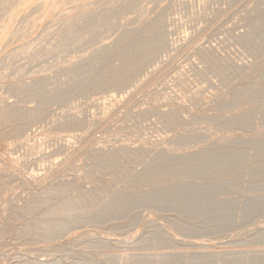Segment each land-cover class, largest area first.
<instances>
[{
    "label": "rangeland",
    "instance_id": "1",
    "mask_svg": "<svg viewBox=\"0 0 264 264\" xmlns=\"http://www.w3.org/2000/svg\"><path fill=\"white\" fill-rule=\"evenodd\" d=\"M91 1L70 0L69 3L70 6H78L89 5ZM166 1H161L162 4L163 2L166 3V7L163 4L164 7L157 6L158 9L157 7L154 8H156V12H160L159 9L164 8V10H161L163 12V26L165 24L166 35L172 38L169 37L168 39L166 36V46L160 49L155 55L154 61L146 66L147 68L143 72L145 74L142 73L143 75L136 77L130 83L131 85L129 84L127 87L101 89L92 85L82 97L81 95H75L70 97L67 100L68 102L55 103V105L48 108L47 112L49 113L45 118L38 120L22 132V139L26 141L30 136V139L33 140L30 142V146L15 144L18 139L9 136L7 131L4 132L2 137L0 136V153L2 154H0V222L2 223H0V227L3 230L5 229L0 231V264H33L35 261H43L46 264L53 262L62 264H131L134 257L153 262L152 264H264V177L262 179V177L260 178L261 175H258L259 169L264 173V152L260 151L259 153L255 145V143L264 141V0H177L176 3V0ZM176 10L180 11L176 12ZM151 12L157 15L156 12ZM40 14L41 12L36 13L34 16ZM176 15L177 17H175ZM117 16L114 17V20L108 22L109 26H114L104 30L105 34L101 33L103 36L105 35L104 37H107L105 45L108 43L118 47L127 45L130 42V38L123 35L129 24L127 22L119 25L122 18L118 21L119 14ZM139 19L138 12L130 25L133 26ZM172 20H175V22L173 21L175 25ZM166 24L168 25L166 26ZM230 32L232 34L238 33L235 34L237 37ZM102 35L99 36L102 38L101 40L104 39ZM77 36H82L81 39L84 38L82 34H77ZM231 36L234 38L233 40ZM96 39L95 42L92 40L88 42L89 45L94 46L92 49L88 44L84 45L85 40H80L79 44L72 47V49L42 53L38 55L36 60L42 58L43 65L40 64L41 62H30L28 64L30 66H27L28 69L24 66V70L29 74L32 71L34 74L36 70L49 69V77L55 78H53L54 80L51 78L52 81L58 79L62 81L67 78L65 76L67 72H61L60 65H63V67L66 65V69L71 68L72 66L67 64L68 58L70 60L86 52L88 55L89 52H92L91 57L96 55L93 52L95 51L94 48L100 46L98 43L100 39L98 41ZM170 42L173 43L172 46ZM90 43L99 45L95 46ZM222 48L223 50H221ZM224 49L226 50L224 51ZM209 59L211 62L208 61ZM23 62L25 63V61ZM22 63H19L21 66L15 62L14 65L12 64L4 69L0 67V73L4 74L5 71L6 76L11 79L10 81L7 79V81L0 74V81L4 79L2 84L0 82L2 85L0 87V103L3 101L6 102L4 104L19 102L18 97H20V94L12 89L22 85L21 83L17 86L18 84L15 81L19 83V80L14 79L18 77V66L22 67ZM31 63L33 66H31ZM15 64H18V66ZM146 71L151 72L147 73ZM3 85L5 88H3ZM8 85L9 87L16 85V87L8 88ZM111 97H114L116 102L119 103V106L115 107V118L108 120L107 125L103 127H95L96 133L94 128L90 131V135H86L82 141L75 143L76 145L72 143L70 148H65V142L59 141L60 138L58 140L55 137L58 135H61V138L63 135L69 136L78 130L67 125L65 121L68 118L64 117L65 115H69L71 111L76 110L77 113L81 112L79 114L82 117L79 116L82 119H92L97 115L98 118L102 114L100 109L104 105H109ZM165 103L166 105H164ZM25 105H29L28 107L31 108L37 106L36 102H29ZM125 107L129 109L127 108L124 113L119 111ZM154 107H157L155 108L157 110ZM142 110L146 112L143 117H140L137 113ZM161 111L163 115H160L162 114ZM117 112L123 114L119 115ZM168 119H170L169 122ZM169 123L170 125H168ZM9 129L7 128V130ZM188 129L190 131L195 130L196 133L191 131L190 134ZM182 135H186V139L180 138ZM149 142L153 145L150 144L149 146ZM234 142H244V160L238 169L234 171L236 173L233 172L232 174L233 170H227L229 172L227 173L224 169H218L221 167L217 168L216 162L213 160L214 163L209 164L210 168L205 165L208 167V169L204 168L208 171H205L206 173L202 175L205 182L200 181L202 176L196 179L198 182L192 177L188 178V176L185 177L186 181L185 178L183 179L186 183H193L191 185L194 187L201 188L202 192L207 193V195H209V187L212 183L221 182V185L216 186L213 195L210 194V196L205 197L202 195V199L205 200L201 203H205L206 206L197 204V207L195 204L194 208H204L201 213L191 214L192 211L188 209L189 207L183 208L177 204L179 203L177 200L169 199L163 203H166V207L163 204L151 206L144 203L136 207L129 216L127 215L128 217H122L121 219H106L102 223L85 221L72 231L68 230L69 232L60 234L54 240L36 238L33 235L27 237H24L23 234L20 235L22 226L32 223L38 225L39 222H43V220L41 221L43 211L50 206H44L41 213L33 212L29 207L35 202L38 203L39 199L41 200V193L43 194L44 190L48 192L46 189L51 191L45 194L47 199L51 201V205L54 206L57 202L60 204L68 202L69 199H76V196L78 199V194L82 192L89 193V191L96 192L95 195L100 200L102 199V203L107 204L110 202L113 192L120 191L139 195L142 190H144V193L146 190H153V187L160 188L166 185V178L161 177L152 178L150 184L142 182L139 187L136 182L123 181V175L124 173L126 175L127 170L129 171L127 173H130V171L131 173L143 171L145 165L151 162V158L161 149L183 156L188 152L192 154V152L211 151L221 146L232 145ZM144 143H147V145ZM122 144H128L131 147L133 145L137 148L142 145L141 147L144 146L148 150L151 147V149L149 152L146 151L148 154H141L144 158H141V155L136 158L137 161L141 159L140 162L135 159L134 162L132 160L130 163L124 160V163L123 159L118 157L123 163H116L119 159L116 160L112 157L111 162L107 161L108 167L113 164V166L107 167L108 172L97 167L94 169L93 164L95 161L89 158V152L92 149L102 148L105 151L112 152ZM138 145L140 146L138 147ZM33 150L34 152H32ZM117 164L121 168L117 169ZM120 172L123 173L122 176ZM256 173L258 176H255ZM116 176L123 180L120 178L117 180ZM132 182L133 185L136 183V186H132ZM67 184L73 189L68 188ZM208 184L209 187H207ZM55 186L59 187L60 190ZM63 188L64 190L66 188L69 192L65 191L66 194ZM54 190L59 191L56 192L59 197ZM35 193H38L39 196ZM199 197L195 198V202L202 201ZM208 205L210 207L215 205L217 210L209 211ZM252 206L260 209H254V212H252ZM198 214L201 216L199 217ZM221 217L224 220L220 219ZM227 220L230 221L227 222ZM43 223L41 224L43 225ZM259 225L263 227L260 228ZM38 226L41 227V225ZM256 229L259 230L258 233L262 230L261 235L256 232ZM78 232L80 234H77ZM81 232L82 235L87 233V236L83 235L81 237ZM77 235L81 238H77ZM93 235L94 237H92ZM110 240L115 241L116 243H113L115 245L111 244ZM98 241L108 242V246L106 244L108 248L105 250L98 248ZM119 241L124 243L121 244ZM186 241H189V244L184 243ZM143 243L144 245L147 244L149 248L147 245L146 247L143 246ZM209 243L210 246L214 244L210 247ZM203 244L209 247L207 248ZM137 245L141 246H138L137 249ZM146 248L149 249V252Z\"/></svg>",
    "mask_w": 264,
    "mask_h": 264
},
{
    "label": "bare ground",
    "instance_id": "2",
    "mask_svg": "<svg viewBox=\"0 0 264 264\" xmlns=\"http://www.w3.org/2000/svg\"><path fill=\"white\" fill-rule=\"evenodd\" d=\"M69 1L70 0H33V1H31V0H0V67H2L4 69L5 67H8L12 64L14 65L15 62H17L18 64L19 63L21 64L23 61H25V63L23 62L24 64L22 63V65H23L22 67H19L18 64H15L16 66H18L19 72L17 74L18 77L14 78V79L15 80L18 79L19 83H17L15 80L14 81L16 84H18L17 86L21 85V83H22V85L19 87H16V85H14L16 87V89H12V90H14V92H17V94H20V97H18L17 94L15 93L16 97H18V99H19V102L15 103V104L14 103L13 104L12 103L11 104H4L6 102L3 101L2 103H0V136L2 137L4 132L7 131L9 136H11L12 138L18 139V140L15 139L17 141V142H15V144H18L20 146L23 144L25 146H30L29 144L33 140L30 139V136H28L26 141L24 139H22V132L25 131L26 129H28L31 125L35 124V122H37L38 120H42L43 118H45V116H47V114L49 113V112H47L49 110L48 109L49 107H51L52 105H55V103H57V102L67 101L68 99H70V97H73L75 95H81V97H82V95L84 93L86 94V90L92 85L96 86L97 88H101V89L122 88L123 86L127 87V85L132 83V81L135 80L136 77L141 76V74L146 70V68H147L146 66L154 61V58H155V55L157 54V52L166 46L167 40H165V39L167 36L166 35L167 31H166V28H164L165 24L163 26V22H164V21L162 22V19H163L162 13L163 12L161 11V10H164V8H162V9L160 8L159 9L160 12L157 11L159 14L155 11L156 8H154L157 6L158 7L163 6L164 2H167L166 0H164L163 4L161 3V1H163V0H92L91 2H89V5L83 4V5H78V6H74V5L70 6ZM176 2H177V0L175 1V3ZM168 3H169V1H168ZM164 6L166 7V3L164 4ZM158 7H157V9H158ZM150 10L153 12H156L155 14H157V15H154V13H152ZM177 11H180V10H176V12ZM39 12H41V14L39 16H34L36 13H39ZM138 12L140 15V19L137 23H135L133 26H131L130 22L134 19V16L136 15V13L138 14ZM120 13H122L123 15ZM118 14L120 17V18H118V21H120L122 18L121 23L119 22V25H121L123 23H127V22L129 24V26L124 30L123 35L127 38H130V42L127 45L118 46V47H116L114 45H109L107 43V45H109V46H107V45H105L107 37H104L105 35L103 36L101 33L104 30H108V28H111L114 26V25L109 26L108 22L112 21L116 17H118L117 16ZM152 14L155 17L151 16ZM175 17H177V15ZM183 17H185V16H183ZM167 18H166V21H167ZM170 18H171V16H170ZM118 21H117V25H118ZM173 21L175 22V20H172V22ZM174 22H173V24H174ZM167 25L168 24H166V26ZM171 25H172V23H171ZM171 25H170V27H171ZM181 27L183 28V26H181ZM184 29L186 30V28H184ZM106 32H108V31H106ZM103 33L105 34V32H103ZM77 34H82L84 36V38L81 39L82 36H77ZM235 34H234V36H236L238 33L236 35ZM73 35H75V36H73ZM100 35H102V37L104 39L106 38L105 41H104V39L101 40L102 38H100L101 37ZM170 35H172V34H170ZM184 35H185V33H184ZM186 35H187V33H186ZM98 37L101 41L98 39ZM169 37H171V36H169ZM169 37L167 36L168 39H169ZM189 37H187V38L189 39ZM231 38H232V36H231ZM95 39L97 41L98 40L100 41V42L98 41L100 46H96L99 44H95V43H90V44H94L97 47V48H94L95 51H93L94 49L92 50L96 55L91 57L90 54L92 52L91 53L89 52V55H90V57H89L87 52L86 53L83 52L85 54L75 56V57L71 58L70 60L68 58L67 64H69V66L71 65L72 66L71 68L66 69V65H65V67H63V65H60L61 67H59L57 65V67L61 68V72H64V71L67 72L65 75L67 78L62 80V81H60L59 79L56 81H52V79L54 77L53 78H52V76L49 77L50 76V75H48L49 69L43 70V71L36 70V72L34 71L35 72L34 74L30 69H29L31 71L30 74H29V72H27V71L25 72V70H24L25 68L28 69V67L30 66V65L28 66V64L30 62H32V63L33 62H37V63L41 62L40 64L43 65L42 64V62H43L42 58L36 60L38 55H40L42 53H49V52L59 51V50H69V49H72V47H74L75 45H78L80 40H85L84 45H86V44H88V42H91L90 40L95 42ZM233 39L234 38H232V40ZM187 41H189V40H187ZM18 42H20V43L18 45H16ZM178 43H180V42H178ZM234 44H235V42H234ZM117 45H118V41H117ZM170 45L172 46L173 43L171 44V42H170ZM89 46H91V49L94 47L93 45H89ZM186 46H187V43H186ZM221 50H223V48ZM225 50L226 49H224V51ZM243 50H245V49H243ZM254 51H255V49H254ZM224 55H223V57H224ZM233 55H234V53H233ZM226 56L228 57V55H226ZM226 56H225V58H226ZM221 58H222V56H221ZM227 59H229V58H227ZM243 59H244V57H243ZM231 60H233V59L231 58ZM231 60H230V62H231ZM20 61H22V62H20ZM208 61H210V59ZM224 61H222V62H224ZM117 62H118V64H117ZM219 62H217V63H219ZM40 64H39V66L41 67ZM24 66H26V67L24 68ZM31 66H33V64ZM36 66H38V65H36ZM37 68H39V67H37ZM3 69H2V71H3ZM20 69H21V71H20ZM35 69H36V67H35ZM225 72H226V70H225ZM143 74H145V73H143ZM147 75H149V74H147ZM204 76H206V75H204ZM1 77H3L6 80L8 79L9 81L11 80L10 78H8L6 76L5 71H4V74H1ZM3 80L0 81L1 84L3 83L2 82ZM7 81H5V82H7ZM182 82H183V80H182ZM14 86L11 85L10 87L13 88ZM0 87H2V85ZM10 87L8 85V88H10ZM135 87H131V88L136 89ZM3 88H5L4 85H3ZM17 88H19V90H17ZM133 90H131V91H133ZM18 91H19V93H18ZM29 102L30 103L36 102V104H37L36 108H31V107H28L29 105H27V106L25 105V104H28ZM164 105H166V103ZM118 106H119V103L116 102L114 97H111L109 100V105L108 106L104 105L100 109V111L102 113V114H100V112H99L100 117L97 118V116H98L97 115L95 118L88 119V120L81 118L82 115L79 114L81 112L77 113L78 111L73 110V111H71V113L69 115L64 116V117L68 118L67 121H65V122L67 123V125L73 126V127L77 128L78 130L71 133L69 136L63 135L64 137L62 136V138H61L60 137L61 135L60 136L58 135L55 137H57L58 140L60 138L59 141L65 142V144L63 143L65 148H67V147L70 148L72 146V143L77 144L79 141H82L86 137V135L87 136L90 135L91 134L90 131L94 130L95 127H100V126L103 127V126L107 125L108 120L115 118L114 117L115 116L114 112H116L115 107H118ZM159 106H161V105H159ZM162 107H164V106H162ZM127 108L125 107L119 111H122L124 113V111H126ZM140 108H143V107L140 106ZM155 108H157V107H154V109ZM151 109H152V107H151ZM143 110H144V108H143ZM143 110L141 112L137 113V115L140 117H143L145 115V112H146V111L144 112ZM155 110H157V109H155ZM155 110H153V111H155ZM149 111H150V109H149ZM122 112H120V113H122ZM177 112H179V111H177ZM161 113H162V111H161ZM170 113H173V112H170ZM122 114H119V115H122ZM150 115H148V116H150ZM160 115H163V113ZM148 116H145V117H148ZM164 116H162V118H164ZM165 117H168V116H165ZM169 120L170 119H168V122H169ZM168 125H170V123ZM7 128H10V129L7 130ZM99 129H101V128H99ZM79 131H80V133H79ZM191 131H192V133H194V132L196 133L195 130L194 131L191 130ZM191 131H190V129H188V132H190V134H191ZM95 133H96V128H95ZM186 137H187L186 135H184V136L182 135L180 138L186 139ZM263 142L255 143V145L257 146V148L259 150V153H260V151L262 153L264 152V143ZM121 143H123V142H121ZM144 144L147 145V143H144ZM150 144L151 143L149 142L148 145L150 146ZM151 145H153V144H151ZM64 146H63V148H64ZM139 146L140 145H138V147ZM141 146H140V148H137V147H134L133 145L131 147L128 144H122L115 151H112V152L105 151V149H102V148L91 150V148H93V147H91L90 148L91 151L89 152V158H91V160L95 161L94 164L92 163L95 166L94 169H96V167H97L99 169L106 170L108 167L107 161H110L112 159V157L116 160L119 157L120 159H123L122 161L126 160L127 163L128 162L130 163V161L132 162V160L134 162L135 159L138 158L141 154H145V155H146V153L148 154L151 147L148 150V148H145L144 146L141 147ZM243 148H244V142H242V143L241 142H239V143L234 142L232 145L221 146V147H218L216 149H212L211 151L197 152V153L192 152V154L191 153L189 154V152H188V154H185L183 156H180L178 154H173L171 152L163 151L162 149H161L162 151L160 149H159L160 151L158 149H155V150H158L159 152L158 153L156 152L157 154L154 153L155 156L151 158L152 159V160H150L151 162H149L148 164L145 165L143 171L136 172V173L133 171H132L133 173H131V171H130V173H127L128 170L124 167V169L127 170L126 175H125V173L123 175V173L120 172L121 176L123 175L124 180L120 177H118V178L122 179L125 182H129V181L130 182L131 181L136 182L138 187H139V184L142 185V182H144L145 184H146V182L150 184V180L152 178H155V177L160 178L161 177L163 179L166 178L165 179L167 181L166 185H164L160 188L157 187L158 189L153 187V190L149 189V191L146 190V192H144V193H143L144 190H142V193H140L139 195H137V194L133 195V194L124 193V192H120V191L113 192L111 194V197H110V202L107 204L102 203L103 202V201H101L102 199L100 200V198L95 195L96 192L93 193L92 191H89V193L82 192V193L78 194V199L76 196V199H72V200L69 199L68 202L66 201V203H60L59 202L60 204H58V202H57L58 205L56 204V206H54V205H51V201L47 199V195L45 194L48 192L50 193L51 191L49 189H46V191L48 190V192H45V190L43 191L44 192L43 194H45V195H43L41 192H39L42 195L41 200L39 199L40 198L39 197L38 198L39 202L38 203L35 202V203L31 204L29 207V209L31 211L36 212V213H41V210H42V208H44V206H50L48 209H46L44 211L42 210L43 216H42V219L40 216V219H41V221L43 220L44 223L39 222L38 225H41V227H39L38 225H35L33 223L24 225V226H22V229H20V235L23 234L24 237H27L29 235H33L36 238H42V239H46V240H54L60 234L66 233L68 230L72 231L74 228L82 225L85 221L86 222H95V223L101 222L102 223L106 219H109V220L115 219V218L121 219L122 217H126L127 215L129 216V214H131V212L136 207H138L144 203L151 205V206H153V205L158 206V205H162L164 202H167V200H169V199L170 200L171 199L177 200L179 202L177 204L183 208L189 207L188 209L192 211L191 214H195L198 212L201 213V210H204V208L197 209V207H198L197 204H199V205L201 204V205L206 206L205 203L204 204L201 203L205 200V199H202V195L204 197L210 196V194L213 195L214 194L213 191L215 190L216 186L218 187L219 185H221V182L217 181L216 183L214 182L215 184H213L210 181L212 183V185H211V187H209L210 185L208 184L207 187H209V195H207V193L205 194L202 192L201 188L194 187L193 185H191L193 183H191V182H190L191 184L186 183L185 181L187 179L185 177H187V176H188V178L192 177L195 180L200 178L202 175H204V173H206L208 171V170L207 171L204 170V168H207V169H208V167L210 168L209 164L211 162H213V160L216 162L215 165L217 166V168L221 167L218 169H224V171L226 170L225 172H227V170L228 171L233 170L232 171V174H233V172L238 169V167L241 165V163L244 160ZM30 151H31V149H30ZM66 151L68 152V150H66ZM146 151H148V152H146ZM32 152H34V150ZM140 157L144 158L143 155H141ZM119 160H117L116 163H123V162H121V160L120 161ZM139 160L141 161V159H139ZM261 160H263V159H261ZM8 161H10V160H8ZM41 161H44V160H41ZM136 161H137V159H136ZM140 161H137V162H140ZM112 163H115V162H112ZM124 163H125V161H124ZM49 164L51 165V163H49ZM205 165L206 166L208 165V167H206ZM110 166H113V164H110ZM19 167H21V166L19 165ZM24 167H22V169H24ZM47 168H49V167H47ZM118 168H121V167L117 164V169ZM3 169H4V167H3ZM263 169H264V167H263ZM92 171H94V170H92ZM258 171H259L258 175L259 176L261 175L260 178L262 177V179H263L264 176H262V175L264 173H262V171H260V169ZM94 172L96 173V171H94ZM256 172H257V168H256ZM118 173H119V171H118ZM227 173H229V172H227ZM234 173H236V172H234ZM256 175H257V173L255 174V176ZM117 176H116V178H117ZM171 177L173 179H170ZM205 177L207 178L208 176H205ZM116 178H114V179L116 180ZM118 178H117V180H119ZM215 178H217V177H215ZM127 179H129V180L126 181ZM201 180L204 181L203 176L200 179V181ZM133 182L131 183L132 186H136V183H134L135 185H133ZM193 182H194V180H193ZM197 182H196V184H197ZM197 185H195V186H197ZM55 187H57V186H55ZM68 188H72V187L71 186L69 187V185H68ZM143 188H140V189H143ZM52 189H54V188H52ZM57 189H59V187H57ZM63 190H64V188H63ZM54 191L56 193L58 190L57 191L54 190ZM65 191L69 192L68 190H66V188H65L64 192ZM62 192L63 191L61 190V193ZM67 192H65V193L67 194ZM65 193L63 194L64 196L66 195ZM35 195H38V193L37 194L35 193ZM56 195H58V193H56ZM63 195H61V196H63ZM75 195H77V194H75ZM195 196L196 197L200 196L199 199L201 198L202 201L198 200L197 202H195L196 201ZM31 197H32V195H31ZM58 197H59V195H58ZM34 200H36V199H34ZM52 200H53V198H52ZM165 204H163V205H165ZM195 204L197 205L196 208H194ZM210 204H214V203H210ZM216 204H218V203H216ZM215 205H214V207H210V205H208V207H207L208 210L209 211H211V210L215 211V209H216ZM219 205H221V204H219ZM165 207H166V205H165ZM209 207H210V209H209ZM207 208H205V209H207ZM252 208H253V206H252ZM254 209H260V208L254 207L252 212H254ZM248 211H251V210H248ZM257 211H259V210H257ZM220 212L222 213L223 211H220ZM189 213H190V211H189ZM213 213H215V212H213ZM226 215H228V214H226ZM200 216L201 215H199V217ZM217 218H215V219H217ZM224 218H226V217H224ZM220 219H222V217ZM222 220H224V219H222ZM217 221H219V220H217ZM229 221L227 220V222H229ZM153 222H154V220H153ZM41 223H43V225ZM221 224H223V223H221ZM258 224H260V223H258ZM227 225H228V223H227ZM257 225H255V226H257ZM260 226L261 225H259V227ZM163 227H164V225H163ZM262 227L263 226H261L260 228H262ZM1 229L3 230V228L0 227V231H1ZM159 229H162V228H159ZM254 229H255V227H254ZM257 229H256V232L258 233L259 230L257 231ZM194 230H195V228H194ZM248 231H250V230L248 229ZM260 231L262 232V230H260ZM88 232H90V231H88ZM190 232H191V230H190ZM261 232H259L258 234L261 235L260 234ZM91 233H90V236L92 235ZM169 233H171V232H169ZM77 234H80V233L78 232ZM83 235H85V234H83ZM83 235L81 232L80 236L83 237ZM99 235H100V233H99ZM136 235H138V234L136 233ZM80 236L77 235L76 237L81 238ZM85 236H87V233ZM88 236H89V233H88ZM170 236H169V238H170ZM92 237H94V235ZM103 237L105 238V236H103ZM95 238H96V236H95ZM126 238H128V237H126ZM100 239L102 240V238H100ZM110 239H112V238H110ZM125 239H124V241H125ZM110 241H111V244H113L117 240L115 239L114 242H113V240H110ZM121 241H122V239H121ZM65 242H66V240H65ZM181 242H183V241H181ZM188 242L186 241L184 243L189 244ZM214 242H216V241H214ZM122 243H124V242H122ZM197 243H198V241H197ZM106 244L108 246V242L106 243L104 241H98L97 247L102 249V250H105L106 248H108L106 246ZM113 245H115V244H113ZM146 245H144V243H143V246L146 247ZM190 245L192 246L191 242H190ZM138 246H141V245H137V249L139 248ZM204 246L206 247L207 245H204ZM209 246H210V243H209ZM209 246H207V248ZM147 247H148V245H147ZM148 248H146V249H148ZM145 250H143V251H145ZM148 252H149V249H148ZM35 253H36V249H35ZM38 253H39V251H38ZM126 257H128V256H126ZM124 260L126 261L125 258H124ZM152 263L153 262L144 261V260L138 259L136 257H134L133 261H131V264H152ZM33 264H46V263L43 261L42 262H40V261L36 262L35 261V262H33ZM51 264H62V263L53 262Z\"/></svg>",
    "mask_w": 264,
    "mask_h": 264
}]
</instances>
